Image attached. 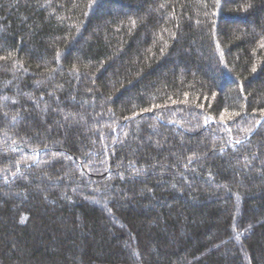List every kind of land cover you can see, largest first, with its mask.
<instances>
[{
  "label": "trees",
  "instance_id": "trees-1",
  "mask_svg": "<svg viewBox=\"0 0 264 264\" xmlns=\"http://www.w3.org/2000/svg\"><path fill=\"white\" fill-rule=\"evenodd\" d=\"M264 0H0V264H264Z\"/></svg>",
  "mask_w": 264,
  "mask_h": 264
},
{
  "label": "water",
  "instance_id": "water-1",
  "mask_svg": "<svg viewBox=\"0 0 264 264\" xmlns=\"http://www.w3.org/2000/svg\"><path fill=\"white\" fill-rule=\"evenodd\" d=\"M264 119V117L262 118V120Z\"/></svg>",
  "mask_w": 264,
  "mask_h": 264
}]
</instances>
